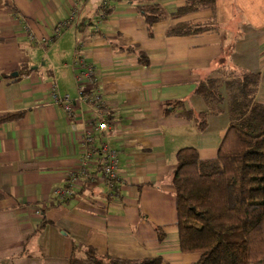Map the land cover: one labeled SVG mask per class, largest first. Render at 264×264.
<instances>
[{
  "label": "crops",
  "instance_id": "obj_1",
  "mask_svg": "<svg viewBox=\"0 0 264 264\" xmlns=\"http://www.w3.org/2000/svg\"><path fill=\"white\" fill-rule=\"evenodd\" d=\"M151 2L169 14L183 5L0 0V118L19 113L0 120V264H68L74 243L161 264L198 259L178 248L175 153L193 146L201 159L215 157L229 118L225 102L204 130L179 112L204 111L196 84L234 68L262 71L256 98L264 103V0H216L148 29L136 6ZM184 27L206 29L172 33ZM234 27L233 48L218 28L231 35ZM53 92L69 96L70 113ZM174 101L183 106L169 111ZM101 122L106 128H96ZM103 143L117 150L111 183Z\"/></svg>",
  "mask_w": 264,
  "mask_h": 264
},
{
  "label": "trees",
  "instance_id": "obj_2",
  "mask_svg": "<svg viewBox=\"0 0 264 264\" xmlns=\"http://www.w3.org/2000/svg\"><path fill=\"white\" fill-rule=\"evenodd\" d=\"M182 1L171 14L157 2L137 5L136 10L150 29L167 17H181L216 4V0ZM205 29L184 27L172 33L187 35ZM138 55L147 64L143 54ZM259 82V72L236 68L206 77L194 89L205 104L204 111L181 108L179 112L204 130L208 116L221 113L225 102L229 118L215 157L201 159L193 146L180 147L175 153L171 182L178 248L182 253L199 254L190 264H264V103L256 98ZM173 103L169 111L183 106L181 101L168 105ZM18 116L9 113L0 120ZM161 263L160 256L127 259L101 255L93 246L80 243L73 244L68 260V264Z\"/></svg>",
  "mask_w": 264,
  "mask_h": 264
},
{
  "label": "built area",
  "instance_id": "obj_3",
  "mask_svg": "<svg viewBox=\"0 0 264 264\" xmlns=\"http://www.w3.org/2000/svg\"><path fill=\"white\" fill-rule=\"evenodd\" d=\"M104 2L102 3V5ZM53 96L56 100L57 103H60L64 109L70 113L71 112V103L72 100L69 98L68 95H63V96H58L56 92H53ZM79 100L85 99L83 94L80 92ZM96 128H106V122H101ZM84 145H90L92 142V137L90 132H86V134L82 137ZM102 152H103V164H102V173L104 176V179L106 182L111 183L115 178H117V169H118V164H117V150L112 148L106 143L102 144ZM90 150H86L84 156L81 159L82 165H86V162L88 158L90 157ZM58 194H60L61 197L66 196L70 194L69 190L67 189H60L58 190Z\"/></svg>",
  "mask_w": 264,
  "mask_h": 264
},
{
  "label": "rangeland",
  "instance_id": "obj_4",
  "mask_svg": "<svg viewBox=\"0 0 264 264\" xmlns=\"http://www.w3.org/2000/svg\"><path fill=\"white\" fill-rule=\"evenodd\" d=\"M218 31H219V36H220V40L222 42H226V43H230L233 48H234V44H235V37L238 36V34L236 33L237 31H235V27L233 28V30L231 31V35L228 33H224L225 32V29L224 28H218ZM221 32V33H220ZM226 36V37H225ZM230 47V45H229ZM229 47H227V49L229 50ZM230 51V50H229ZM257 72H259L260 74V77H261V74H262V71L261 70H257ZM40 233H38L37 235H39Z\"/></svg>",
  "mask_w": 264,
  "mask_h": 264
}]
</instances>
